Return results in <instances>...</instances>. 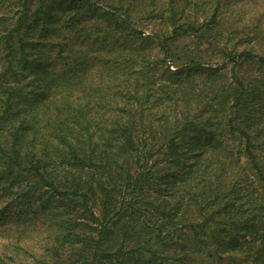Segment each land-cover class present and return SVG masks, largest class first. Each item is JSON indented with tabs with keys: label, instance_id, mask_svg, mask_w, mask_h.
<instances>
[{
	"label": "trees",
	"instance_id": "16d2710c",
	"mask_svg": "<svg viewBox=\"0 0 264 264\" xmlns=\"http://www.w3.org/2000/svg\"><path fill=\"white\" fill-rule=\"evenodd\" d=\"M121 7L0 0V214L27 207L0 236L54 227L18 264H264V48L214 15L173 51Z\"/></svg>",
	"mask_w": 264,
	"mask_h": 264
},
{
	"label": "rangeland",
	"instance_id": "374dc122",
	"mask_svg": "<svg viewBox=\"0 0 264 264\" xmlns=\"http://www.w3.org/2000/svg\"><path fill=\"white\" fill-rule=\"evenodd\" d=\"M99 5L102 7L110 5L114 8L121 5L119 13H125L133 18L134 26L138 27V32L142 36L157 34L166 37L172 36L175 32L177 35L175 42L170 45L173 51H197L204 37L196 39L195 34L189 33L188 27L202 26L208 23L214 15L216 23L213 28L225 37L230 35L237 49L246 47V49L257 51L259 45L264 48V0H99ZM150 49L152 53V46ZM167 63L169 64V61ZM175 65L176 63L172 64L170 69L174 70ZM0 207H2L1 204ZM20 211L25 213L27 207L10 208L5 214H0V218L14 219ZM25 225L28 227L27 237L36 235V231L40 230L39 237L28 239L30 243L28 247L29 249L33 247V252L27 250L30 253V255L26 253L27 257L20 250V243L17 241L15 243L18 230L14 229L12 223L6 229L7 232L0 236V258L5 264L28 262L32 259L36 249L49 244L51 239L47 238L45 233L50 235L54 227H50L49 224L48 229L41 221L38 223L33 221ZM2 229L3 225L0 226V230ZM116 234L118 235L119 231L113 230V235ZM130 243L133 244L136 241L132 240ZM225 262V259H220L213 254V248L204 250L195 258V264H223ZM250 262L251 253L245 246H240V249L229 259V264H250Z\"/></svg>",
	"mask_w": 264,
	"mask_h": 264
}]
</instances>
